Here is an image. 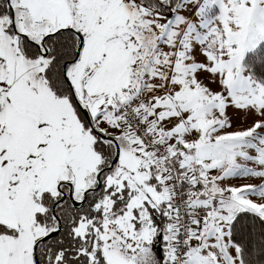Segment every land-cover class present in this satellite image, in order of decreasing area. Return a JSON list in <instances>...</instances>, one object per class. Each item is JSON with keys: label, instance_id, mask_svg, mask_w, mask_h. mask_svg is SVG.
Returning a JSON list of instances; mask_svg holds the SVG:
<instances>
[{"label": "snow or ice", "instance_id": "1", "mask_svg": "<svg viewBox=\"0 0 264 264\" xmlns=\"http://www.w3.org/2000/svg\"><path fill=\"white\" fill-rule=\"evenodd\" d=\"M0 264H264V0H0Z\"/></svg>", "mask_w": 264, "mask_h": 264}]
</instances>
